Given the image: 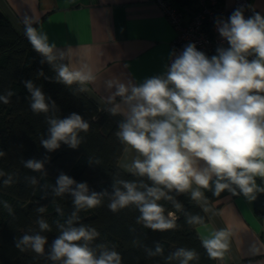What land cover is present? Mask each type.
Returning a JSON list of instances; mask_svg holds the SVG:
<instances>
[{"label": "clouds", "instance_id": "obj_1", "mask_svg": "<svg viewBox=\"0 0 264 264\" xmlns=\"http://www.w3.org/2000/svg\"><path fill=\"white\" fill-rule=\"evenodd\" d=\"M250 7L240 4L226 18H215V30L222 42L214 55L209 56L189 42L181 50L169 52V63L160 74L142 82H106L113 91L103 101L104 108L111 116L121 117L116 136L136 153L130 171L150 184L116 179L111 193L96 192L90 191L86 182L77 183L61 173L53 194L70 195L75 211L65 223L57 222L59 234L47 252L48 239L41 233L52 228L44 218L36 221L38 232L25 233L15 240L20 252L30 250L38 256L46 255L52 264H122L115 246H91L100 233L91 225L74 223L80 219L81 210L95 209L107 197L111 212L135 206L138 224L164 232L176 227L175 214L165 215L159 201H170L177 211L182 209L169 193H190L198 203L207 199L203 190H211L217 197L227 190L248 201H255L257 193H264V187L257 184V178L264 182V14L253 11L245 16ZM34 22L25 16L21 24L33 50L41 55V63L53 67L57 82L69 87L76 84L86 92L87 85L97 79L92 68L87 63L75 68L70 63H58L65 60L67 53L50 43L47 33L34 27ZM23 83L30 94L31 111L46 115L47 136L40 139L43 148L53 152L64 144L77 149L83 139L80 133L88 132L89 122L75 112L63 118L55 115V102L31 80ZM13 95L8 90L0 95V102L8 104ZM50 112L53 114L48 115ZM4 155L0 151V157ZM49 159L45 156L44 160L29 159L23 163L25 168L40 172ZM4 175L0 171V177ZM30 179L32 184L37 183L35 177ZM3 183L10 185L12 177L9 175ZM3 207L9 215L13 214L8 202H3ZM37 211L44 213L46 209L39 207ZM56 211L63 214L58 206ZM186 219L189 225L204 224L199 215L189 214ZM230 236L226 230H217L201 239L209 258L224 256ZM163 251L159 243L154 250H147L149 256L163 255ZM250 251L259 255L261 248L254 245ZM198 258L195 250L181 247L166 260L169 264H190Z\"/></svg>", "mask_w": 264, "mask_h": 264}, {"label": "trees", "instance_id": "obj_2", "mask_svg": "<svg viewBox=\"0 0 264 264\" xmlns=\"http://www.w3.org/2000/svg\"><path fill=\"white\" fill-rule=\"evenodd\" d=\"M174 1L194 3V0ZM41 60V55L33 50L29 41L0 9V95H5L8 90L14 92L8 104L0 102V151L5 153L0 157V171L5 173L0 177V264H52L46 255L38 256L30 250L20 252L15 247V240L25 233L38 232L36 221L44 218L52 228L50 232L41 233L48 239L45 246L48 251L59 234L57 222L65 223L75 211L70 195L57 197L53 194L52 189L61 173L72 177L77 183L86 182L89 190L96 192L107 190L111 193L116 179L143 180L150 184L146 178L137 177L119 166L125 145L116 136L117 123L75 84L69 87L57 82L53 67L47 62L41 63ZM27 80L40 87L46 97L55 102V115L63 118L75 112L89 122L88 132L80 133L83 139L77 149L62 144L58 150L48 152L40 144L41 137L47 136L46 115L31 111L30 94L23 83ZM52 114L50 112L48 115ZM45 156L50 159L45 162L42 171L24 167V161L44 160ZM97 160L99 163H96ZM9 175L12 183L5 185L3 181ZM32 177L36 178V184L31 183ZM258 185L262 187L261 183ZM203 191L210 203L228 193L225 190L217 197L211 190ZM169 194L182 205V209L177 211L172 202L159 201L166 210L165 215L168 212L175 214L176 227L172 230L152 231L138 224L139 212L135 206L118 213L111 212L107 207V197L101 206L81 210L78 213L80 219L74 223L95 227L100 236L91 246H115V250L121 254L122 264H169L166 257L181 247L198 253L199 258L190 264H216V258H209L202 246L197 225H189L186 219L190 214L208 221L210 217L204 207L192 200L190 193ZM5 201L11 205L12 215L3 207ZM57 206L63 214L56 211ZM39 207H45L46 211L39 213ZM254 212L264 217V193H257ZM157 243L163 246V255L149 256L147 250H154ZM170 264H178V261Z\"/></svg>", "mask_w": 264, "mask_h": 264}, {"label": "crops", "instance_id": "obj_3", "mask_svg": "<svg viewBox=\"0 0 264 264\" xmlns=\"http://www.w3.org/2000/svg\"><path fill=\"white\" fill-rule=\"evenodd\" d=\"M20 21L34 19V27L47 33L50 43L67 53L64 63L80 67L87 63L97 76L89 84L103 100L111 95L108 80L142 82L160 74L169 63L175 29L155 0H5ZM233 5L234 0H222ZM255 11L264 14V0H248ZM215 52L208 54L214 55ZM118 99V98H117ZM136 153L125 146L119 166L130 171ZM264 182L257 178V184ZM212 206L231 233L242 264H264V217L254 212V201L243 195H223ZM219 230L209 218L197 225L199 238ZM260 247L253 255L250 249ZM216 264H235L228 251Z\"/></svg>", "mask_w": 264, "mask_h": 264}, {"label": "built area", "instance_id": "obj_4", "mask_svg": "<svg viewBox=\"0 0 264 264\" xmlns=\"http://www.w3.org/2000/svg\"><path fill=\"white\" fill-rule=\"evenodd\" d=\"M155 1L175 29L171 51L173 49L179 51L187 43L194 42L199 50L207 54L215 52L216 47L222 42L215 30V18L217 16L226 18L240 4L250 5L248 0H234L230 6L222 0H194L193 4L178 3L174 0ZM253 11L255 10L252 6L246 9L245 16L251 15Z\"/></svg>", "mask_w": 264, "mask_h": 264}, {"label": "water", "instance_id": "obj_5", "mask_svg": "<svg viewBox=\"0 0 264 264\" xmlns=\"http://www.w3.org/2000/svg\"><path fill=\"white\" fill-rule=\"evenodd\" d=\"M0 9L10 19V21L14 24V26L18 29V31L26 38V36L24 35V28H23V26L21 24V21L18 19V17L15 15V13L11 10V8L9 7V5L6 3L5 0H0ZM58 63H64V62L63 61H58ZM76 86L79 88L78 85H76ZM83 93H85L90 99H92L99 106L100 109H102L105 112H107L105 110V108H104V103H103L104 100L97 93H95V91H93L89 85H87V91L83 92ZM108 115L116 123H117L118 120L121 119V117H119V116H115L114 117V116H111L109 113H108ZM200 204L204 207V209L206 210L207 214L212 219V221L215 223L217 228L219 230H226L224 225H223V223L219 219V217H218V215H217V213L215 211V208L212 206V204L209 202V200L206 199L205 201L200 202ZM229 251H230V253L232 255L234 263L235 264H242V261L240 260L238 254L236 252V249H235V247L233 245V242H232L231 238H230V244H229Z\"/></svg>", "mask_w": 264, "mask_h": 264}]
</instances>
